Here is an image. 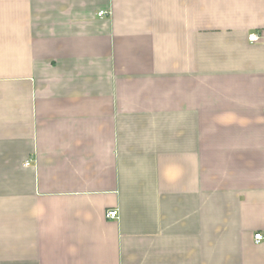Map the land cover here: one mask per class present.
Instances as JSON below:
<instances>
[{"label":"crops","instance_id":"obj_1","mask_svg":"<svg viewBox=\"0 0 264 264\" xmlns=\"http://www.w3.org/2000/svg\"><path fill=\"white\" fill-rule=\"evenodd\" d=\"M257 233L264 0H0V264H264Z\"/></svg>","mask_w":264,"mask_h":264},{"label":"built area","instance_id":"obj_2","mask_svg":"<svg viewBox=\"0 0 264 264\" xmlns=\"http://www.w3.org/2000/svg\"><path fill=\"white\" fill-rule=\"evenodd\" d=\"M106 16V12L105 11H101L100 13H98V17H104ZM248 41L249 42H258L259 41V37L255 34H252L250 35V37L248 38ZM27 167H30V163H26L25 164ZM107 218H110V219H114V220H117L119 218V212L117 210H112V211H109L107 213ZM262 240H264V236L261 235L260 233H257V235L255 236V241L256 243L258 242H261Z\"/></svg>","mask_w":264,"mask_h":264}]
</instances>
